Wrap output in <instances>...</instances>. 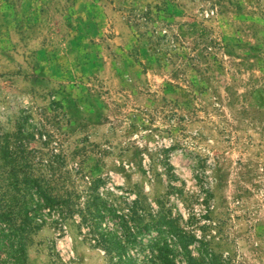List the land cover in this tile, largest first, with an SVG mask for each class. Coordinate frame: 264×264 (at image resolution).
I'll use <instances>...</instances> for the list:
<instances>
[{
	"label": "rangeland",
	"instance_id": "1",
	"mask_svg": "<svg viewBox=\"0 0 264 264\" xmlns=\"http://www.w3.org/2000/svg\"><path fill=\"white\" fill-rule=\"evenodd\" d=\"M19 126L78 190L140 189L264 264V0H0V132ZM25 262L106 264L73 224L31 234Z\"/></svg>",
	"mask_w": 264,
	"mask_h": 264
},
{
	"label": "trees",
	"instance_id": "2",
	"mask_svg": "<svg viewBox=\"0 0 264 264\" xmlns=\"http://www.w3.org/2000/svg\"><path fill=\"white\" fill-rule=\"evenodd\" d=\"M35 135L20 126L0 132V257L10 264H26L28 238L46 224L60 231L73 224L106 264H232L162 202L153 208L140 189L110 190L94 178L78 190L46 141L30 146Z\"/></svg>",
	"mask_w": 264,
	"mask_h": 264
}]
</instances>
